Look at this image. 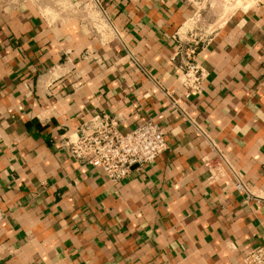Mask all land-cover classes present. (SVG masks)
<instances>
[{"label": "crops", "instance_id": "0c3cea01", "mask_svg": "<svg viewBox=\"0 0 264 264\" xmlns=\"http://www.w3.org/2000/svg\"><path fill=\"white\" fill-rule=\"evenodd\" d=\"M100 36L54 0H0V264H245L264 246V0H100ZM202 94L184 96L176 32L199 10ZM168 150L119 184L60 142L95 114ZM216 150L253 195L202 165Z\"/></svg>", "mask_w": 264, "mask_h": 264}, {"label": "built area", "instance_id": "2783aa9c", "mask_svg": "<svg viewBox=\"0 0 264 264\" xmlns=\"http://www.w3.org/2000/svg\"><path fill=\"white\" fill-rule=\"evenodd\" d=\"M57 10L63 14L81 15V22L101 37L115 30L107 18L100 0H54ZM206 3L204 10L238 7L243 0H198ZM207 21L203 10L193 16L176 32L174 61L178 66V82L185 97L202 94L209 79L201 55L209 44ZM121 119L107 113L95 114L72 134L60 142L61 150L82 167L100 169L103 176L114 184L128 179L134 168L155 163L169 148L166 130L155 120L140 125L132 132L119 130ZM214 158L204 157L202 165L209 172V181L230 177L237 194L251 199L253 196L245 183L235 173L226 155L216 150ZM245 264H264V246L253 248L245 254Z\"/></svg>", "mask_w": 264, "mask_h": 264}]
</instances>
